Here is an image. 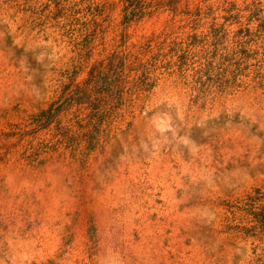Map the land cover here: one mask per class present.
<instances>
[{"label": "rangeland", "instance_id": "obj_1", "mask_svg": "<svg viewBox=\"0 0 264 264\" xmlns=\"http://www.w3.org/2000/svg\"><path fill=\"white\" fill-rule=\"evenodd\" d=\"M223 1L207 0L212 9L195 31L223 24L215 63L228 60L199 81L197 53L184 61L165 49L150 75L155 86L132 107L124 102L95 151L64 150L63 141V157L31 167L23 145L45 131L0 138V264H256L264 256L258 241L236 234L244 223L229 209L264 187V0L248 18H228ZM196 2L131 23L127 44L170 26L173 36L190 32ZM78 4L0 0L2 131L56 100L74 68L79 82L111 51L121 7L101 11V28L85 41L70 19Z\"/></svg>", "mask_w": 264, "mask_h": 264}, {"label": "trees", "instance_id": "obj_2", "mask_svg": "<svg viewBox=\"0 0 264 264\" xmlns=\"http://www.w3.org/2000/svg\"><path fill=\"white\" fill-rule=\"evenodd\" d=\"M255 1L257 0L247 3L243 0L238 6L235 2L224 0L222 10L228 18L242 17L244 12H247L248 18L255 11ZM80 2L77 7L81 5L83 8H77L76 15L73 14L70 18L79 38L88 41L94 36L101 28L98 21L100 12L106 9L111 12L117 5L121 7L120 25L123 29L113 38L111 51L87 66L86 76L81 81L74 80L78 70L76 67L70 72L68 81L59 87L56 100L49 103L46 108L26 115L20 123L8 125L12 131L0 129V138L8 139L16 135L19 142L30 137V132L45 131L43 138L35 142L29 139L23 145L22 158L31 167H38L47 161L63 157L65 152H59L57 146L63 141L64 150L81 149L85 154L101 147V139L105 142L109 136L114 122L112 119L117 115L122 116L119 111L124 102L127 101L128 106L132 107L144 92H150L155 86L156 79H152L150 75L165 56L162 53L165 49L171 53H180L177 57L184 61L189 54L195 58L197 53L198 61L194 74L199 81L203 74L207 79H211L213 73L221 68L220 65L228 60V56L221 54L218 59L222 62L215 63L218 46L221 44L223 24L210 23L206 34H197L195 31V26L205 11L212 9L210 5H206L207 0H197L194 9L188 11L187 24L191 26L190 32L173 36L177 32L170 26L168 32L163 30L159 35L152 34L140 44H127L129 37L126 34V27L145 16H152L161 8L175 13L180 0H151L146 5L141 4V0L116 2L80 0ZM222 18H226L225 15ZM244 30L250 32L248 27ZM238 33L242 31L238 30ZM208 37L212 39L214 47L212 50H209L203 41ZM199 45L201 48L197 50L196 47ZM79 52H82V49ZM227 68L228 66L224 70ZM85 110L87 113L82 116ZM61 115L64 120L60 119ZM232 208L235 210L230 211L232 215L239 213L240 222L244 223L241 227L236 226V234L242 239L254 238L258 241L255 249L263 245L261 251L264 253V187L253 189L235 205L229 206V209ZM256 264H264V256L261 255Z\"/></svg>", "mask_w": 264, "mask_h": 264}]
</instances>
